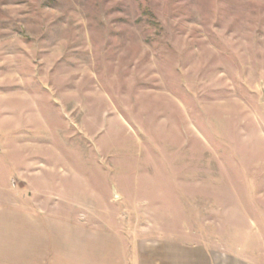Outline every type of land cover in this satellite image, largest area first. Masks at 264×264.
<instances>
[{
  "label": "rangeland",
  "instance_id": "rangeland-1",
  "mask_svg": "<svg viewBox=\"0 0 264 264\" xmlns=\"http://www.w3.org/2000/svg\"><path fill=\"white\" fill-rule=\"evenodd\" d=\"M30 194L132 261L264 264V0H0V207Z\"/></svg>",
  "mask_w": 264,
  "mask_h": 264
},
{
  "label": "crops",
  "instance_id": "crops-1",
  "mask_svg": "<svg viewBox=\"0 0 264 264\" xmlns=\"http://www.w3.org/2000/svg\"><path fill=\"white\" fill-rule=\"evenodd\" d=\"M27 198L33 211L0 207V264H253L227 252L179 246L156 255L142 249L132 261V251H115L109 237L85 234L76 223L67 229L65 221L46 212L49 206L43 197Z\"/></svg>",
  "mask_w": 264,
  "mask_h": 264
}]
</instances>
